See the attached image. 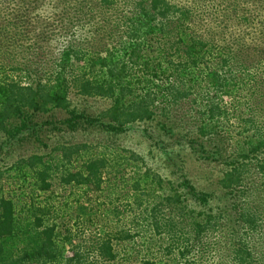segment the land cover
I'll use <instances>...</instances> for the list:
<instances>
[{
    "label": "trees",
    "instance_id": "obj_1",
    "mask_svg": "<svg viewBox=\"0 0 264 264\" xmlns=\"http://www.w3.org/2000/svg\"><path fill=\"white\" fill-rule=\"evenodd\" d=\"M94 3L110 7L119 0H63L57 7L75 13L84 6L91 11ZM124 4L131 5L132 16L127 19L119 16L117 22L109 19L105 22L102 18L103 27H94L90 20L73 24L71 20L49 19L48 27L41 30V40L59 38L55 49L57 61L50 72L43 64L38 67L39 72L36 70L40 77L46 78L30 80L29 75H23V81H0V132L19 136L21 133H15L16 129L9 128L10 122L20 119L22 129L35 127L39 115L52 116L56 110L66 111L70 124L76 125L84 112L73 107L74 98L97 97L114 100L101 115L117 130L125 131L134 123L155 117L167 120L174 110L190 102L199 124L188 143L211 139L220 133L226 139L229 135L232 141L238 138L237 134L225 124L234 122L235 111L248 108L250 116H242L239 121L241 133L247 134L246 146L235 147L231 158H227L224 151L233 148L215 144L207 157L227 164L218 180L219 188L229 196L234 192L246 196L230 213L238 211L232 219L239 222L241 230L238 244L231 248V259L234 264H250L255 248L249 236L263 232L258 237L264 238V197L259 195L264 189V100L261 98L264 84L258 80L253 61L249 62L254 53L243 44L245 34L212 39L189 35L188 11L170 0H126ZM125 11L129 12L130 8L126 7ZM72 28L76 35L80 34L78 40L70 38ZM101 31L104 44L101 50H96L101 54H97L91 51L90 41ZM64 40V52L59 55ZM154 44L161 47L157 49L158 58L145 55ZM261 56L264 62V52ZM5 68L19 70L16 61ZM238 88H242L241 92ZM45 120L52 123L56 118ZM205 121L212 126L205 125ZM127 153V165L144 162L136 151L126 149ZM79 156H83V161L74 170L59 167L64 161L72 164L73 158ZM113 160L87 143L59 144L51 153H34L19 160L17 165L26 169L25 174L32 176L40 191H51L55 178L67 186L92 191L102 189L104 174L113 166ZM129 181L131 201L137 204L141 221L147 224L140 238L148 236V244L136 243L139 232L120 229L114 235L120 241V253L109 235H98L90 242L76 245L66 257L57 243L56 227L46 224L44 216L38 214L43 211L40 205L34 206L35 212L30 209L28 215L21 216L13 197L0 195V264H60L62 259L66 264H217L216 247L225 230L221 218L227 213L197 207V203L202 206L209 203V194L183 180L181 186L190 193L194 205L187 202L189 198L179 189L160 195L155 188L163 185V179L150 168L141 179ZM251 189L255 192L249 193ZM152 197L158 203H152ZM153 238L159 241L156 249L154 242L150 243ZM146 246L143 254L135 256L134 252ZM174 255L176 258L172 259Z\"/></svg>",
    "mask_w": 264,
    "mask_h": 264
},
{
    "label": "rangeland",
    "instance_id": "obj_2",
    "mask_svg": "<svg viewBox=\"0 0 264 264\" xmlns=\"http://www.w3.org/2000/svg\"><path fill=\"white\" fill-rule=\"evenodd\" d=\"M125 1L119 0L118 4L110 7L94 3L91 11H87L84 6L79 12L73 13L69 9L63 12L62 7H57L59 3H63V0H0V81L5 82L11 79L23 81V75H29L30 80L39 78L38 67L41 64L47 66L48 72L51 71L53 62L58 58H56L55 49L59 45V38L51 37L44 39V42L41 40V30L48 27L49 19L52 22L71 20L69 22L73 24L80 22L84 24L90 20L94 27H103L102 18H105V22L106 19L117 22L119 16H127L126 19L132 16L131 5L125 6ZM170 1L182 7L183 11H188L189 19H186V24L189 35L212 39L217 36L232 38L244 33L246 42L243 44L249 48V52L254 53L249 62L253 61L258 80L264 84V62L260 60L264 52V0ZM126 7L130 8L129 12L125 11ZM72 30L73 33H69L70 38L78 40L80 34L74 33L75 28ZM102 33L103 31L95 33L93 40L91 39V51L101 50L104 44ZM65 41L59 47V55L64 52ZM160 48L159 44H154V48L146 51L145 55L158 58L160 52L157 49ZM96 53L101 54L97 51ZM96 53L92 54L97 55ZM14 61L19 70L5 68ZM241 89L238 88L237 91L241 92ZM243 93L245 94L246 91ZM261 96L264 100V94ZM113 103L114 100L97 97L74 98L73 107H76L79 112H84L76 125L70 124L69 115L63 110H56L54 115L51 114L52 116L39 115L38 125L35 127L22 129L20 119L10 122L9 128L16 129L15 133L21 134L12 137L8 133L0 132V195L13 197L21 216L28 215L30 209L35 212L34 206L40 205L43 211L38 214L44 216L45 221L47 220L46 224L56 227V240L66 257L76 245L87 240L90 242L98 235L106 237L109 235L120 253V241L114 236L120 229L139 232L136 243L139 246L148 244V236L140 238L147 224L141 221L140 211L136 209L137 204L131 201L133 195L129 179H141L145 170L150 168L163 179V185L155 188L160 195L174 193L179 189L189 198L187 202L194 205L190 193L181 186V182L187 180L210 196L207 205L202 206L197 203L200 210L208 208L212 212L227 213L224 218H221L222 229L225 228V230L216 247V262L217 264H234L231 259V248L238 244L241 230L239 222L232 219L238 211H235V214L230 215V213L234 205L240 204V200L245 199L246 196L237 192L229 196L219 188L218 180L227 164L225 161L208 159L207 154H211L215 144H219L220 147L233 148L232 150L227 148V152L224 151L228 155L227 158L229 156L231 158L235 147L246 146L244 143L247 134L241 133L243 128L239 121L242 116L244 118L250 116V110L243 108L238 112L235 111L232 117L234 122L225 124L230 126L229 129L237 134L238 138L230 141L229 135L226 139L225 134L220 133L211 136V139L190 144L187 140L192 138V132L199 124L190 102L174 110L167 120H159V117H155L153 120L134 123L125 131L110 127L109 120L101 115ZM52 117H55L56 121L49 123L45 120ZM211 124L205 121V125L212 126ZM83 143L92 145L98 153L108 154L110 160L111 157L115 159L113 166L104 174L105 183L100 190L89 191L84 187L67 186L55 178L51 191L43 192L36 188L32 176L25 174L26 169L22 170L17 165L19 160L34 153H51L52 149L59 144ZM126 149L139 153L144 162L140 165L137 163L127 165L129 153L125 154ZM216 157H218L217 154ZM82 161L83 156L74 157L73 165L64 161L59 164V167L74 170L75 166ZM252 192L255 190L251 189L249 193ZM259 195L261 198L264 197V189L260 190ZM150 201L158 203V200L153 197ZM262 233L249 236L255 248L254 258L250 264H264V238L258 237L263 236ZM153 242L154 248L157 247L158 238H153L150 243L153 244ZM146 248L147 246L134 252L135 256L143 254ZM175 258L176 255L172 257V259ZM118 263H120V254ZM60 264H66L65 259H62Z\"/></svg>",
    "mask_w": 264,
    "mask_h": 264
}]
</instances>
